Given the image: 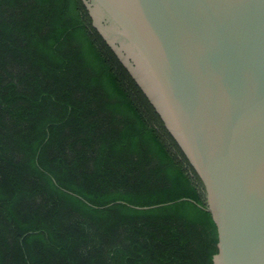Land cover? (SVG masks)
I'll return each mask as SVG.
<instances>
[{"label":"trees","instance_id":"1","mask_svg":"<svg viewBox=\"0 0 264 264\" xmlns=\"http://www.w3.org/2000/svg\"><path fill=\"white\" fill-rule=\"evenodd\" d=\"M218 242L199 174L83 1L0 0V264H213Z\"/></svg>","mask_w":264,"mask_h":264},{"label":"water","instance_id":"2","mask_svg":"<svg viewBox=\"0 0 264 264\" xmlns=\"http://www.w3.org/2000/svg\"><path fill=\"white\" fill-rule=\"evenodd\" d=\"M82 1L203 182L213 264H264V0Z\"/></svg>","mask_w":264,"mask_h":264}]
</instances>
